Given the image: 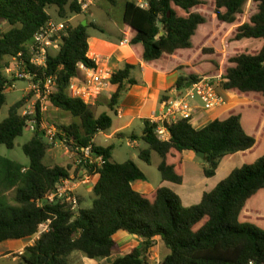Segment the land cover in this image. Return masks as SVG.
Segmentation results:
<instances>
[{
    "label": "trees",
    "instance_id": "16d2710c",
    "mask_svg": "<svg viewBox=\"0 0 264 264\" xmlns=\"http://www.w3.org/2000/svg\"><path fill=\"white\" fill-rule=\"evenodd\" d=\"M106 1L112 7L121 2ZM147 2V8H140L137 0H125L122 5L124 36L141 62L157 72H181L175 84L179 91L189 83L221 78L223 91L250 103L199 129L188 120H179L170 127L168 142L157 137L158 124L144 121L142 135L132 136L148 145L139 151V159L151 165L153 153L158 154L162 180L176 185L183 182L185 151L205 155L207 178L217 175L227 155L241 154L244 165L190 208L165 187L152 195L134 190L132 182L146 180L141 167L134 160L122 164L114 161L115 146L98 147L93 142L96 135L111 129L113 118L108 113L96 118L90 104L69 93L71 80H80L81 65L89 70L98 67L89 55L88 29L95 24L70 23V14L82 15L76 0H0V108L13 86L4 76L10 67L7 59H18V64L35 76L34 83L56 77L57 91L48 99L49 106L78 120L61 125L60 138L72 150L93 144V155L105 160L97 169L86 167L98 178L93 202L91 207L81 208L73 219L74 214L65 204L38 205L62 178L70 177L72 170L70 166H47L45 159L51 146L40 130L22 146L29 166L0 156V244L31 239L41 223L52 220L50 232L28 246L17 264H71L70 257L75 252L90 260L108 259L118 251L116 236L121 233L135 235L143 244L103 264H147L158 239L169 250L163 264H264V0H214L218 30L207 33L200 57H190V50L207 23L198 10L208 2ZM249 3L253 10L246 12ZM52 6L61 19H67L68 27L61 38V49L48 56L45 67L36 68L30 63V44L52 19L48 13ZM3 22L8 23L10 31H2ZM217 39L224 43L221 45ZM248 41L257 43L249 49L231 51ZM234 43L237 45L232 46ZM219 60L226 62L225 69L219 68ZM138 67L141 65L126 63L110 77V83L117 86L108 102L111 112L117 114L119 101L138 85ZM24 102L22 99L15 103L8 118L0 123V147L13 150L16 140L24 135L29 119L20 113ZM38 120L42 121L40 111ZM11 191L14 196L9 198Z\"/></svg>",
    "mask_w": 264,
    "mask_h": 264
},
{
    "label": "crops",
    "instance_id": "0c3cea01",
    "mask_svg": "<svg viewBox=\"0 0 264 264\" xmlns=\"http://www.w3.org/2000/svg\"><path fill=\"white\" fill-rule=\"evenodd\" d=\"M88 22L89 21H85L84 23L88 24ZM123 29H120L121 34L123 33ZM120 43V45L111 44L104 37H100L99 35H90L89 55L94 60H96L98 67L95 70L81 68V83L85 82L87 78L92 75L98 78L106 79L104 81H101L100 84L93 82L91 88L99 89V91L96 93V98L92 99V101H94L93 103L103 101L108 105L111 96L117 91V86H114L110 83V77L114 73H116L123 66V64L130 63L134 65H141V67H139V71L141 72L142 77H135V79L139 82L138 85L130 88V90L124 95L123 99L119 101V104L116 108L117 111L122 114V117L120 118L117 116L118 121L115 122V120L113 119L114 123L112 124V127L109 131L99 133L94 138L93 142L98 147L105 148L112 146L113 144H111V141L115 138L122 139L124 137L125 131L135 125L137 121H141L144 125V121L146 120H158L162 113L167 111V102L172 100L177 94L181 93V91L175 88L177 80L182 75L181 72H174L169 75L148 68L145 63L141 62L133 54L134 52L128 45L125 36L121 39ZM133 59L134 61H132ZM148 71H152L153 73H155V77L148 80ZM220 94L226 99V105L212 110H199L197 112L195 120V123L198 126L194 125L196 129L203 128L212 121L218 120L226 113L238 106L250 103L249 101L241 100L236 95L227 93L223 90L220 91ZM142 133L131 134V139L133 135L141 136ZM137 141L138 140H133V142L135 143H137ZM147 148L148 145L146 148L141 149L144 150ZM141 149H139V151ZM139 151L137 153L138 158ZM113 160L116 161L114 157ZM133 160L141 167L146 176L145 181L136 180L132 182V187L134 190L140 192L143 195H152L158 188L165 187L177 193L181 197L182 204L188 208L198 205L203 199L205 193L213 191L219 185V183L230 176L235 169H240L244 165V160L241 154L236 153L227 155L221 160L219 168L217 170V175L211 178H207L204 176V160L198 158L193 152L185 151L183 153V182L180 185H176L170 182H165L164 180H162L161 176L157 177V175H155L154 168L159 171V165L161 163V158L158 154L153 153L151 165H147L144 163V165H142L141 163L136 161V159ZM97 179L98 178L96 177L95 184L97 182ZM94 187L88 186L81 188L85 189L88 193H82L80 189V198L81 196L85 197L86 195L92 193ZM116 241L118 242L117 252L120 251L121 255L117 257H114L113 255L108 259L99 260L101 264L105 263L106 261H110L109 259H113V262L116 259L127 254L132 248L137 246L140 247L141 244H143V240L139 239L135 235H129L127 233L118 234L116 236ZM161 241V239L157 240V244L149 252L148 258L151 259L150 255H152V251L159 248V246L161 245ZM29 242L30 239L21 241L9 240L1 243L0 260L9 259V257L14 253L20 254L21 252H25L26 248L28 246H31ZM127 245L130 246L127 247ZM168 254L164 255L163 259ZM82 257L85 258L84 255ZM18 258L19 257H14L12 261L16 262Z\"/></svg>",
    "mask_w": 264,
    "mask_h": 264
},
{
    "label": "rangeland",
    "instance_id": "374dc122",
    "mask_svg": "<svg viewBox=\"0 0 264 264\" xmlns=\"http://www.w3.org/2000/svg\"><path fill=\"white\" fill-rule=\"evenodd\" d=\"M125 0H121L120 5L116 7L110 6V4L106 0H96L95 4L92 5L91 9L86 14H82L79 16L76 15H69L70 18L69 21L73 25H79L80 23H84L85 21H89L93 24H95V27H91L88 29V32L91 36L99 35L100 37L106 38L111 44L120 45L121 39L124 38V24H123V8L122 5ZM208 2V4L202 8H199V13L203 14L204 17L207 19L206 25L203 27L202 32H200L199 36L194 38L193 44L194 47L192 50H190V57H197L202 56V53H200V47L201 44H205L207 42L206 35L208 32L216 33L218 30V20L216 19V16L214 15L213 9L215 8L214 0H205ZM139 2V0H137ZM253 10V5L249 3V5L246 7V12L248 10ZM251 10V11H252ZM48 13L52 17V20L54 21H64L67 22L65 19H61L58 13L57 8L50 7L48 8ZM218 23V24H217ZM124 27V29H123ZM2 31L8 32L11 30V27L8 25V23L3 22L1 24ZM120 29H123V33L121 34ZM227 35V34H226ZM218 43H221V45L224 43L221 40L217 39ZM257 42L255 41H248V44H244L243 46H238L236 43L232 44V46L237 45L231 49V51H234L236 48H244L249 49L254 47ZM231 46V47H232ZM134 61V59L132 60ZM7 63L10 64L11 72H4V76L9 80L13 82V87L7 90L6 94V103L0 108V123H2L5 119L9 116L10 108L17 102H19L22 99H25L24 105L22 109L20 110V113L22 115L29 114L30 112H35L37 106L41 104V100L38 98L37 94L33 91V88L31 87V83L26 81L24 78L17 77L18 72V65L13 59H7ZM220 66L219 68H226V62H222L219 60ZM124 66V64H123ZM122 66V67H123ZM148 80L155 77V73L152 71H148ZM180 74V73H178ZM135 77L140 78L142 77L141 72L139 71V67L135 71ZM91 101L89 104L91 105V108L96 116L98 118L103 113H108L115 122L118 121V117L115 114V112H111L108 108L107 103L100 101L95 102ZM194 103H197L198 105H201L202 102L199 98L195 100ZM47 109H45L42 112V122L48 124V126H53L59 131V127L61 125H69L71 123H77L78 120L74 119L70 113H66L63 111H60L58 109L52 108L49 106L48 101L46 102ZM202 106V105H201ZM143 129V123L141 121H137L135 125H133L131 128L125 131L124 137L122 139L115 138L111 141V144L115 145V148L113 149V157L114 159L122 164L126 161L136 159L139 163L142 165L143 162L138 158V151L141 148H146L147 145L143 143V141H137V143L133 142L131 139V134H141ZM34 133L29 131H24V135L22 137H19L16 140V144L13 150H8L4 146L0 147V156L17 161L22 163L24 166H29L30 161L25 156L22 150V146L29 143L33 137ZM81 158V156H78L77 154H73L72 149L65 143H58L57 145L51 146L50 150L46 156L45 163L49 167H55V166H63L68 167L70 166L72 168L70 172V177H81L82 176V170L83 167L81 165H78V160ZM155 175L157 177L160 176V172L154 168ZM93 191V190H92ZM82 193H88L85 189H81ZM91 192V190H90ZM14 196V192L11 191L8 193V197L12 198ZM81 208H89L92 205L93 202V192L86 195L85 197L81 196ZM264 210V206L263 209ZM130 245H127L129 247ZM25 253V252H24ZM168 249L164 246V243L161 241V245L159 248L152 251L151 259L148 258L147 264H163V256L168 254ZM73 254H79V255H73ZM70 257V263L71 264H101L99 260H90L89 258L85 259L82 257L83 255L81 253L75 252ZM121 255L120 251L116 252L114 254V257H117ZM14 257H19L16 262H13L12 259ZM21 255L19 253L12 254L9 259H1L0 264H17L21 263ZM110 261H106L105 263L112 262L113 259H109Z\"/></svg>",
    "mask_w": 264,
    "mask_h": 264
},
{
    "label": "built area",
    "instance_id": "2783aa9c",
    "mask_svg": "<svg viewBox=\"0 0 264 264\" xmlns=\"http://www.w3.org/2000/svg\"><path fill=\"white\" fill-rule=\"evenodd\" d=\"M96 0H76L77 5L80 7L82 14L88 13L92 5ZM140 8H147V0H139ZM68 27V23L64 21H54L50 19L45 26H42L35 34L29 48L30 63L36 68H42L47 65L48 56L56 54L61 49V38ZM18 65L17 77L24 78L31 83V87L38 98L41 100L39 104V110L36 109V113L30 112L24 114L25 117H29L26 122V131L35 134L37 130L42 132L45 140L50 146L57 145L58 143L67 144L66 140H62L59 136V131L53 126L40 121L38 122V112H42L47 109L46 102L57 91V78L47 77L44 82L34 83V77L24 67L18 64V59H13ZM81 68H85L81 65ZM11 69V68H9ZM7 69L9 73L11 70ZM105 78H98L94 75L89 76L83 83L79 79H72L69 87V93L73 98H79L85 103L89 104L93 98H96V93L99 91L97 88H91L93 82L100 84ZM222 79H203L193 84L190 83L189 87H185L181 90V93L177 94L172 100L167 102V111L163 112L158 120H151L152 123L158 124L155 133L157 137L162 141H170L171 135L169 129L173 124L179 120H188L191 124L196 125V115L201 109L212 110L226 105V99L220 94L222 91L221 83ZM13 87V86H12ZM199 98L202 102V106L194 103ZM38 108V106H37ZM118 117H122V114L118 111L116 114ZM165 122L169 125L165 126ZM198 126V125H196ZM68 145V144H67ZM69 146V145H68ZM93 144L90 146L81 148L76 147L72 150L73 154L81 156L78 160V165L83 167L81 177H68L62 178L57 184L55 189L48 193L43 200L38 202L39 206L65 204L69 207L70 211L77 217L81 209L80 202V189L88 186H95L96 176L88 173L86 167H94L97 169L105 164V160L102 156L95 157L92 153ZM52 220H48L40 224L36 235L30 239V245H33L43 234L50 232ZM20 255H24L21 252ZM253 264V262H251Z\"/></svg>",
    "mask_w": 264,
    "mask_h": 264
},
{
    "label": "water",
    "instance_id": "95a60500",
    "mask_svg": "<svg viewBox=\"0 0 264 264\" xmlns=\"http://www.w3.org/2000/svg\"><path fill=\"white\" fill-rule=\"evenodd\" d=\"M83 24H84V26H87V23H83ZM189 86H190V83L187 84V87H189ZM165 126L168 128L169 125L165 122ZM196 156L200 159H204V157H205V155L203 153H197Z\"/></svg>",
    "mask_w": 264,
    "mask_h": 264
}]
</instances>
